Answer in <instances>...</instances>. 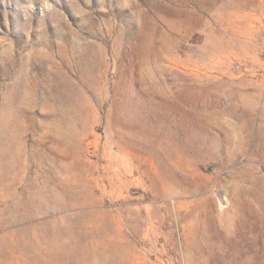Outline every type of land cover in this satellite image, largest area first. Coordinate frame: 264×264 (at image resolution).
Instances as JSON below:
<instances>
[{"label": "rangeland", "instance_id": "rangeland-1", "mask_svg": "<svg viewBox=\"0 0 264 264\" xmlns=\"http://www.w3.org/2000/svg\"><path fill=\"white\" fill-rule=\"evenodd\" d=\"M0 264H264V0H0Z\"/></svg>", "mask_w": 264, "mask_h": 264}]
</instances>
